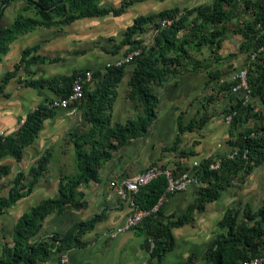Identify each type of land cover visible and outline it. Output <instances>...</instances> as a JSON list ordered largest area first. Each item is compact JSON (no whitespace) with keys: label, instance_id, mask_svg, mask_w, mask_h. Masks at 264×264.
I'll list each match as a JSON object with an SVG mask.
<instances>
[{"label":"trees","instance_id":"trees-1","mask_svg":"<svg viewBox=\"0 0 264 264\" xmlns=\"http://www.w3.org/2000/svg\"><path fill=\"white\" fill-rule=\"evenodd\" d=\"M18 1H22L23 5L13 22L0 27V61L14 39L34 29H62L83 17L108 14L118 16L138 0H122L118 6L104 4L102 0H0V20L4 9ZM248 11L252 14L251 20L244 19V12ZM165 18L172 22L163 27L160 21ZM229 23L235 27L229 28ZM150 27L153 31L152 42L145 45L140 35ZM229 32L240 37L235 55L245 54L247 62L249 61L245 65L248 100L245 101L243 95L237 96L226 111V116H231L227 124V144L231 148L230 152L235 153L232 157L216 153L204 158L194 167L193 174L199 184L196 197L181 216H166L160 203L156 212L145 216L136 226L146 232L153 243L149 247L150 256L146 264H163L164 257L175 245L171 229L193 224L194 213L203 212L207 202L219 199L234 177L247 176L264 163V0H210L206 4L192 7L175 5L158 12L139 15L124 30L122 39L116 46L119 49L127 45L126 52L142 49L140 55L129 63L133 66V71L128 81L127 98L135 112L134 117L118 122L112 119L109 112L116 95L115 87L124 75L127 64L106 67L103 71L93 70V84L90 86L89 83H84L83 97L79 101L81 119L88 128L71 133L75 173L59 179L57 196L43 199L19 217L14 226L13 245L6 244L2 247L0 264H50L49 260L54 253L60 254L72 247H83L86 244L82 239L83 233L92 229L102 219L101 215L75 223L63 235L52 234L47 239L37 241H32V238L38 233L49 213L85 207L86 202L81 200L82 193L78 191V187L89 181H96L99 169L111 159L112 153L128 140L145 134L148 126L157 118L158 97L154 87L165 81L169 75L180 71L185 65L184 59L191 62L192 70H197L202 65L199 60L191 57L190 49L201 51L209 46L211 52L218 54L217 59L225 58L227 54H219V49ZM39 47L40 44H37L23 49L13 69L0 76V90L11 77L22 70L19 80L25 85L36 90L47 87L58 98L69 95L73 80L84 74V70L52 78H34L35 65L55 61L37 54ZM251 53H255L253 59L250 57ZM238 82L237 78H223L219 67L208 71L207 86H211L212 92L218 84L217 92L231 93ZM9 95L10 92L4 93L6 97ZM250 99L259 100L263 108L254 110ZM211 100L213 97L209 95L207 101ZM48 101L41 102L28 112L15 132L0 135V158H22L23 148L37 137L43 121L54 114L55 109L48 107ZM207 111L206 103L202 101L191 119L186 123L179 122L173 143L164 150L178 151L180 156H186L188 152L178 150L180 136L186 131L202 129L210 119ZM245 121L248 122L247 126L243 125ZM197 142L198 140H194L193 143ZM217 158L220 160L218 167L211 168ZM48 159V155L43 154L30 167V179L25 184H22L24 172L17 173L14 178L15 185L9 195L0 198V207L10 206L19 198L28 195L44 174ZM7 172V167H0V177ZM173 174L175 175L174 171ZM166 185L167 178L161 174L149 183L139 186L132 195L136 207L150 210L165 195ZM217 227L218 231L203 253L200 256L190 254L182 264H236L264 252V205L256 211L245 205L241 215L238 211L227 208L218 220Z\"/></svg>","mask_w":264,"mask_h":264},{"label":"crops","instance_id":"crops-1","mask_svg":"<svg viewBox=\"0 0 264 264\" xmlns=\"http://www.w3.org/2000/svg\"><path fill=\"white\" fill-rule=\"evenodd\" d=\"M121 1L102 0V3L118 6ZM145 2L148 3L149 0H138L131 6L146 4ZM22 5V1L8 5L3 11L0 27L12 23ZM175 5L178 4L170 5L167 0V5L164 6L171 8ZM128 8L118 16L108 14L83 17L62 29L39 27L17 37L9 44L7 53L0 61V76L13 69L24 48L37 44H40L37 54L55 61L35 65L34 78H52L82 70L103 71L107 62L126 53L127 45L119 49L116 46L120 43L127 26L135 17L148 14H139L140 9L125 22L116 20L120 19ZM115 23L117 26L113 28ZM145 33L146 31L140 35L142 39H147ZM236 47L235 43L234 51ZM132 71L133 66L127 64L124 75L115 87L116 95L109 112L112 119L118 122H124L135 115L127 98L128 81ZM21 74H23L22 70L11 77L0 90V132L4 134L15 132L27 113L41 102L58 98L57 94L47 87L36 90L25 85L19 80ZM207 80L208 76L201 71L181 69L156 85L154 89L158 97L157 118L148 126L146 133L128 140L115 150L111 159L99 169L96 181H89L86 185L78 187V191L82 193L81 200L86 202L85 207L49 213L32 241L47 239L52 234L63 235L75 223L101 215L102 219L92 229L83 233L82 239L86 244L65 251L69 264H146L152 241L146 232L136 228L139 223L114 236L107 235L115 227L121 226L134 209L127 199L120 198L110 187V180L114 176L134 175L153 165L172 168L176 176L183 172L193 174L194 167L204 158L219 153L229 138L225 117L223 114L212 116L209 114V109L207 112L210 119L202 129L186 131L180 136L178 150L183 149L188 152L186 156H180L178 151L164 150L173 143L178 133L179 122L186 123L202 105L200 95H204L207 91ZM6 92H10L8 97L4 96ZM79 105L78 102L75 107L69 109L56 108L54 114L43 121L33 142L23 148L20 160L12 156L0 158V167L5 166L8 169L7 174L0 177V198H2L7 197L14 187L17 173L24 172L22 184H25L30 179L28 175L30 167L35 165L43 154L49 157L44 174L30 193L10 206L0 207V254L4 245H13L14 226L19 217L43 199L57 196L59 179L64 175L75 173V170L72 174L67 172L70 162L66 156L73 155L74 161L71 133L82 131L84 126L83 131L88 128V125H82L84 123ZM194 140L198 142L194 144ZM198 185L191 184L184 190L165 194L161 201L164 214L166 216L174 214V218L181 216L187 205L196 197ZM227 208L223 207L220 196L216 201L207 202L203 212L194 213L193 224L173 227L171 231L175 237V245L164 257L163 264H182L192 253L200 256L218 231L217 222ZM215 228L217 231H213ZM58 256V253H54L49 263H54Z\"/></svg>","mask_w":264,"mask_h":264},{"label":"rangeland","instance_id":"rangeland-1","mask_svg":"<svg viewBox=\"0 0 264 264\" xmlns=\"http://www.w3.org/2000/svg\"><path fill=\"white\" fill-rule=\"evenodd\" d=\"M117 2V0H114ZM210 2V0H168V4L174 5L178 4L180 7H192L196 5L206 4ZM146 3V2H145ZM167 5V0L164 1H156V0H149L146 4H134L133 6L129 7L126 13H124L120 19H116L120 22H125L129 18L141 9V13L145 14L149 12H154L160 9H164ZM145 9V10H144ZM143 11V12H142ZM251 13L244 12V19L251 20ZM192 15L189 16L188 23L190 22ZM101 18H98V20ZM97 25V24H96ZM117 24L113 25L115 28ZM235 27L234 24L229 23V28L233 29ZM152 28H147L146 33L147 38H150L152 34ZM240 41V37L238 34H233L231 32L228 33L227 38L224 40L221 49H219V54L225 52L227 53L225 58L221 60L217 59L215 54L211 52L210 47H204L201 51L189 50L191 57L199 60L201 62V66H198L197 71L203 72L206 76H208V71L214 70L218 68L221 70L223 78H231L240 70H244L245 65L248 63L247 59L245 58V54H237V47L235 50V43L238 45ZM233 53L234 55L231 56L230 54ZM230 55V56H229ZM183 62L185 63L182 69H191L192 64L188 59H184ZM215 84V82H213ZM218 85V84H216ZM215 85V90L212 92L211 86H206L207 91L204 95H200V101H205L207 108L210 110L209 114L219 115L223 114L225 117L226 111L229 109L230 105L235 102L237 96L240 97L243 95L242 90L237 92H217V87ZM212 96L213 100L207 101L208 96ZM250 104L254 110H259L263 108V105L257 99H250ZM200 105V104H199ZM198 105V106H199ZM81 123V122H80ZM81 125V124H80ZM84 126V124H82ZM81 125V126H82ZM244 126L248 125V122L245 121ZM85 128V126H84ZM83 128V129H84ZM227 128V124H226ZM81 129V130H83ZM230 146L226 143L223 145L222 149L219 151V155L228 154L230 152ZM69 160V164L67 166V172L72 174L75 170V163L73 161V155L66 156ZM221 202L223 203V207H228L233 209L234 211H238L239 215H241L243 208L245 205H249L252 210H258L260 207L264 205V163L255 168L249 175L242 176L238 175L233 178L230 185L222 192L221 194ZM218 203V202H217ZM218 230V229H217ZM216 228L213 231H217Z\"/></svg>","mask_w":264,"mask_h":264},{"label":"built area","instance_id":"built-area-1","mask_svg":"<svg viewBox=\"0 0 264 264\" xmlns=\"http://www.w3.org/2000/svg\"><path fill=\"white\" fill-rule=\"evenodd\" d=\"M171 22H172L171 19L165 18L160 21V24L163 27H166L170 25ZM152 36L147 39L144 38L143 44L145 45L151 44ZM141 52H142L141 48H137L129 52H126L122 54L121 56H119L118 58L114 59L113 61L107 62L105 64V68L111 67V66H122V65L129 64L134 60L135 57L140 55ZM254 56H255V53L250 54L251 59H253ZM246 71H247L246 68H244V70H240L233 77L226 78L227 80H232L236 78L239 80L238 84H236L232 88V91L237 92L238 90H242L245 101L248 100V96H249L248 95L249 89L246 83ZM92 74H93L92 70H86L84 74L77 76L72 82L71 91L69 95L64 98H56V99L50 100L47 104L48 107L53 108V109H56V108L69 109L72 106H74L75 102H79L81 98L83 97L84 83H89V84L93 83ZM230 119H231L230 115L225 116V123L228 124L230 122ZM0 135H5V134L3 132H0ZM234 153L235 151H232V152H229L227 155L228 157H232ZM219 161L220 160L217 158L211 164V168H217L219 165ZM161 174H164L167 178L165 194L184 190L191 184H198V181L194 174L189 173V172H183L182 174L176 176L173 174L172 168L163 167L161 165L150 166L146 168L144 171L136 173L131 176H122V177L114 176L110 180V187L115 190L116 194L120 198L127 199L129 201V204L134 209H133L132 214L126 218L125 222L121 226L115 227L112 231L108 232L107 235L114 236L115 234L119 232L132 228L133 226H136L138 223H140L141 220L145 216L157 211L159 204L164 198V195L159 199V202L155 206H153L150 210L138 209L136 207V204L133 200L132 195L134 192L137 191L139 186L149 183L151 180H153L154 178L158 177ZM152 246H153V243L151 242V247ZM52 264H69L66 253L65 252L60 253L58 256V259ZM236 264H264V252H262L261 254L255 255V256H251Z\"/></svg>","mask_w":264,"mask_h":264}]
</instances>
